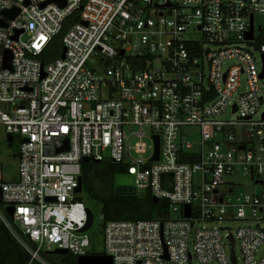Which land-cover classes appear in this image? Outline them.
I'll use <instances>...</instances> for the list:
<instances>
[{"label": "built area", "instance_id": "built-area-1", "mask_svg": "<svg viewBox=\"0 0 264 264\" xmlns=\"http://www.w3.org/2000/svg\"><path fill=\"white\" fill-rule=\"evenodd\" d=\"M13 9L14 19L4 14ZM256 14L264 0H0V126L20 141L17 179L0 165L2 204L15 209L12 222L1 209L0 218L26 264H53L56 250L100 255L82 232L85 158L127 166L136 196L169 207L158 219L104 224L101 255L113 264H240L237 245L241 264H264ZM69 19L60 56L44 62ZM237 169L259 190L238 192ZM234 221L247 225L200 227Z\"/></svg>", "mask_w": 264, "mask_h": 264}, {"label": "trees", "instance_id": "trees-1", "mask_svg": "<svg viewBox=\"0 0 264 264\" xmlns=\"http://www.w3.org/2000/svg\"><path fill=\"white\" fill-rule=\"evenodd\" d=\"M72 21V19L67 20L63 32L55 38L43 56L44 62L60 56L61 38ZM257 44L258 46L264 44V29L262 28ZM127 172V166L112 162H84L82 164L83 192L90 199L101 203L103 224L112 220H154L167 215L169 212L167 203L162 200L156 203L149 192L144 197L116 195V177L125 175ZM5 215L9 222H12V219L7 214ZM49 259L53 264H77V257L72 254L53 255ZM27 260V252L0 218V264H26Z\"/></svg>", "mask_w": 264, "mask_h": 264}, {"label": "rangeland", "instance_id": "rangeland-1", "mask_svg": "<svg viewBox=\"0 0 264 264\" xmlns=\"http://www.w3.org/2000/svg\"><path fill=\"white\" fill-rule=\"evenodd\" d=\"M255 25H256V34H259L258 28L261 27L264 29V14H256L255 16ZM62 51V48L60 49ZM240 93H243L246 89V81L244 77L241 82ZM264 110V105L262 106L261 112ZM232 114L230 111L224 115V118L230 119ZM20 141L18 138L14 140L11 144L8 141V134L4 127L0 126V165H2L5 176L9 181H14L17 179L19 173V160L17 157L19 151ZM264 156V155H263ZM149 155H146L148 158ZM231 181H235L240 184L238 192L243 193H253L255 190H259L251 183V179L247 176L243 175V172L240 169H237L236 172L229 178ZM83 200L85 201L89 210L93 213L94 216V224L89 231L91 245L89 248V252L101 254L105 251L104 247V234H103V221H102V205L100 202L92 200L88 197V195L82 191L81 193ZM0 209L4 214L6 213V206L0 203ZM247 223L244 221H234V222H225L223 225L218 223L215 224H202L201 228L206 227L209 229L223 227H229L236 231L237 229L246 226ZM225 248L230 250V245L224 241ZM262 254V250L259 251L258 256ZM236 255L239 258L240 264L242 263V251L239 245L236 246ZM52 262V261H51ZM197 259H194V264H198Z\"/></svg>", "mask_w": 264, "mask_h": 264}, {"label": "water", "instance_id": "water-1", "mask_svg": "<svg viewBox=\"0 0 264 264\" xmlns=\"http://www.w3.org/2000/svg\"><path fill=\"white\" fill-rule=\"evenodd\" d=\"M53 2L58 3L61 6L65 5V0H53ZM28 4V3H27ZM48 4V3H46ZM46 4L42 5L45 6ZM5 15H7L9 18L14 19L18 14H19V10L18 9H13V10H8L4 12ZM0 25H4L3 22L0 21ZM254 25H253V20H252V24H251V30L248 33L247 39L252 40L254 37ZM258 30H261V27L258 28ZM21 31L17 32V35L15 37V39H17L19 37V35L21 34ZM65 51V50H64ZM123 54V53H122ZM62 57L64 58V54L62 55ZM12 59V55L9 51L6 52L5 54V67L6 68H10V62ZM262 78H264V73L262 75ZM8 141L10 143H13L14 139L12 136H8ZM156 159H158V153L156 155ZM91 160L89 158H85L84 162H90ZM116 189H115V193L117 196H128V195H135L134 192V188H133V178L132 176L128 175V176H117L116 177ZM83 191V179L80 178L79 180V188L77 190V193H82ZM155 202H158V199H154ZM0 203H3V198H2V190L0 188ZM186 217H190V206H186ZM15 209L13 207H7L6 208V213L7 215L12 218L14 215ZM94 224V216L93 213L88 210V223L85 226V228L82 230V232H86L88 230H90L92 228ZM232 243L234 245V241L232 240ZM54 254L56 255H68V251L66 250H56L54 252ZM233 263L236 264V259L235 257H233ZM77 264H113V260L110 256H105V255H89V256H81L77 258Z\"/></svg>", "mask_w": 264, "mask_h": 264}, {"label": "crops", "instance_id": "crops-1", "mask_svg": "<svg viewBox=\"0 0 264 264\" xmlns=\"http://www.w3.org/2000/svg\"><path fill=\"white\" fill-rule=\"evenodd\" d=\"M12 144V143H11ZM17 157H18V154H17Z\"/></svg>", "mask_w": 264, "mask_h": 264}]
</instances>
